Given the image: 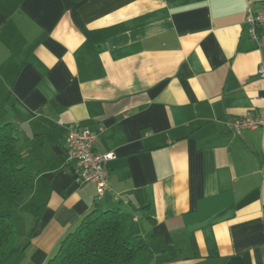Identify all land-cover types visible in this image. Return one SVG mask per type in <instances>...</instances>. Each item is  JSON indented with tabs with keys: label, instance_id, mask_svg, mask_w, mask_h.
<instances>
[{
	"label": "crops",
	"instance_id": "0c3cea01",
	"mask_svg": "<svg viewBox=\"0 0 264 264\" xmlns=\"http://www.w3.org/2000/svg\"><path fill=\"white\" fill-rule=\"evenodd\" d=\"M263 8L0 0V103L36 172L16 208L25 233L43 206L22 264H45L93 206L94 185L67 158L69 128L115 155L102 206L132 216L147 264H264V128L227 129L264 113V35L244 24Z\"/></svg>",
	"mask_w": 264,
	"mask_h": 264
},
{
	"label": "trees",
	"instance_id": "16d2710c",
	"mask_svg": "<svg viewBox=\"0 0 264 264\" xmlns=\"http://www.w3.org/2000/svg\"><path fill=\"white\" fill-rule=\"evenodd\" d=\"M4 102L0 103V260L22 264L43 206L34 213L24 240L18 242L12 211L24 202L36 172L24 158L27 141L4 120ZM132 222V216L117 207L104 208L102 202H93L45 264H147L151 252L145 239L131 232Z\"/></svg>",
	"mask_w": 264,
	"mask_h": 264
},
{
	"label": "built area",
	"instance_id": "2783aa9c",
	"mask_svg": "<svg viewBox=\"0 0 264 264\" xmlns=\"http://www.w3.org/2000/svg\"><path fill=\"white\" fill-rule=\"evenodd\" d=\"M251 39L258 40L264 35V8L252 12L248 9L245 22ZM262 77L263 70H258ZM264 128V113L258 116L245 115L233 119L227 129L233 135H239L244 130ZM97 134L87 128H69L66 133V151L69 161L77 163L82 172V179L95 187L93 202H101L109 192V184L105 165L115 159L113 153L98 155L94 152Z\"/></svg>",
	"mask_w": 264,
	"mask_h": 264
},
{
	"label": "rangeland",
	"instance_id": "374dc122",
	"mask_svg": "<svg viewBox=\"0 0 264 264\" xmlns=\"http://www.w3.org/2000/svg\"><path fill=\"white\" fill-rule=\"evenodd\" d=\"M12 213H13V216H14V218L16 220L15 221L16 222L15 229H16V231L18 233V242H22L24 240L26 234H27V233H25L24 229H22V227H21L22 224H23L21 221L25 220L24 219L25 209L24 210L23 209H19V210L16 209V210H13ZM21 213H22V215H21ZM31 227H32V225H31ZM31 227H29L28 232L31 229ZM0 264H2V260H0Z\"/></svg>",
	"mask_w": 264,
	"mask_h": 264
}]
</instances>
